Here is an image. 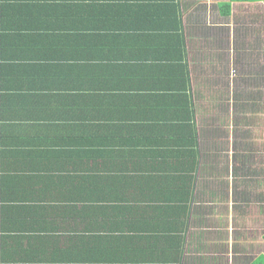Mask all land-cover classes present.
Instances as JSON below:
<instances>
[{"label":"crops","instance_id":"obj_1","mask_svg":"<svg viewBox=\"0 0 264 264\" xmlns=\"http://www.w3.org/2000/svg\"><path fill=\"white\" fill-rule=\"evenodd\" d=\"M17 2L15 9H7V26L21 37L3 41L0 64V157L1 165L10 162L12 170L23 172L28 194L0 202V264H64L38 261L57 247L34 240L64 237L34 231L40 208L45 221L64 217V192L52 191L47 198L42 194L46 182L58 184L57 176L64 174V157H55L64 153V80L87 95L96 126L110 127L107 141L121 142L122 157L107 150L110 168L117 164L115 173L142 171L137 164L150 153L145 150L179 141L177 134H152L147 127L186 125L193 113L188 124L195 134L198 169L185 229L168 240L150 235L151 246L140 252L154 261L140 264L264 262V151L256 148L264 134L254 122L244 136L243 120L245 94L264 95V39H258V23L249 16L264 11V4L231 3L227 14L229 0ZM73 25L86 43L79 46L83 68L69 73L58 59L53 69L54 47L71 40L60 30ZM62 38L61 46L54 45L53 40ZM246 54L259 64L252 65L254 84L247 91ZM180 64L184 77L175 67ZM249 105L264 109V98ZM114 127L125 133H115ZM86 163L79 162L82 170ZM192 164L190 160L185 167ZM153 167L163 169L164 164L157 160Z\"/></svg>","mask_w":264,"mask_h":264},{"label":"trees","instance_id":"obj_2","mask_svg":"<svg viewBox=\"0 0 264 264\" xmlns=\"http://www.w3.org/2000/svg\"><path fill=\"white\" fill-rule=\"evenodd\" d=\"M258 1L264 4V0H229L224 8L229 14L231 3ZM17 3V0H1L0 64L3 61V41L7 38L21 37L16 33L17 29L7 26L9 17L6 15L7 9H15ZM70 9H77V6H70ZM175 18L177 19V14ZM74 26L64 28V32L60 30L64 33L63 38H71L68 42L64 39V47L59 44L63 38L58 41L53 40L54 45L61 46L54 47V55L50 56L49 63L53 65V69L58 59L64 61V69L69 73L83 68L81 63L85 58L79 46L86 43L80 41L78 29H74ZM178 37V48L181 49L182 58L184 42L181 35ZM120 41L124 42L127 39L120 38ZM129 41L133 42V40ZM175 67L182 70L184 77V66L180 64ZM1 68L0 65V70ZM53 69L51 78H54L56 72ZM2 75L3 70L0 72V97L3 91ZM74 78L80 79L76 76ZM87 100V95L83 91H76L68 80H64V141L62 142L64 153L55 156L64 157V174L57 176L64 186L61 185L60 180L57 181L58 184L46 182L42 192L46 198L52 191L64 192L61 196H64V217L45 221L43 215L45 213L40 208L36 214L34 229L36 233L58 232L64 234V237H34V240L42 246L57 247L55 252L38 261L64 264L147 263L152 260V255L144 254L140 250L151 246L150 235L156 233L162 235L160 239L168 240L172 239V235L180 228L185 229L184 220L194 196L198 169V153L195 148L197 143L193 127L189 125L193 113L189 114L186 125L147 127L148 132L152 134H177L179 141L154 144L156 145L153 146L154 149L145 150L150 153L137 164L142 171L132 174L133 172L121 169L120 173H115L113 169H118L117 164L112 162L110 168L107 150L115 151V155L120 154L122 157L124 149L121 142L107 141L110 127L96 126L95 121L90 117L91 107ZM84 102L86 105H82ZM86 106L88 110L85 109ZM187 108L189 113L188 105ZM73 117L77 120H73ZM113 131L125 133V130H117V127H114ZM121 148V152L116 151ZM102 149H106L107 153H103ZM51 157L56 163L58 162L53 155ZM157 160L164 164L163 169L153 167ZM190 160L193 164L189 169L185 165H188ZM79 162H87L85 170L81 169ZM10 164L4 162L1 165L0 157L2 182L0 202L4 203L11 198L15 201V194H28V180L26 181L20 170H12ZM166 165H171L172 168ZM63 246L64 252L60 248ZM256 264H264V262Z\"/></svg>","mask_w":264,"mask_h":264},{"label":"rangeland","instance_id":"obj_3","mask_svg":"<svg viewBox=\"0 0 264 264\" xmlns=\"http://www.w3.org/2000/svg\"><path fill=\"white\" fill-rule=\"evenodd\" d=\"M253 3H256V2H253ZM249 16H250L252 21H254L255 23H258V25L254 27V30L257 34L258 39H264V11L260 10V14L259 13L254 14L251 12V14H249ZM252 16H254V17H252ZM262 41H264V40H262ZM261 53H263V51ZM245 59L246 60H245V63L243 65V68H244L243 72L245 75V79H244V84L246 85L245 90L247 91L248 89L251 90V88L253 87V84H254V82L251 81V79L249 78V77L253 76L252 73L254 71H256L252 67V65H254L256 67L259 64L257 63V60H255V57H254V59L253 58H247V54H246ZM245 97H246V106L243 109V114H244L243 120H244V126H245L244 136H246V134H247V132H246L247 127L252 125V123H254V122L256 123V126L259 127L261 134H264V109H253L251 107V105H249L250 103L251 104L254 103V101H258L259 98L260 99L264 98V95L249 93V94H245ZM256 148L260 149L263 152L264 151V140H262V143L257 142ZM261 163H262V165L264 164L263 159H262ZM260 174L263 175V177H264V168H263V170H261ZM248 175L249 174L246 173V175H245L246 178L248 177ZM261 182L262 183L260 184V188L264 189V178H262ZM224 188H226V186H224ZM262 207H263V205H262Z\"/></svg>","mask_w":264,"mask_h":264},{"label":"built area","instance_id":"obj_4","mask_svg":"<svg viewBox=\"0 0 264 264\" xmlns=\"http://www.w3.org/2000/svg\"><path fill=\"white\" fill-rule=\"evenodd\" d=\"M0 4H1V0H0Z\"/></svg>","mask_w":264,"mask_h":264}]
</instances>
